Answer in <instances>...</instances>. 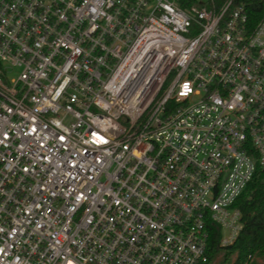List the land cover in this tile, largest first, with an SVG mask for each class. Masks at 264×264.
Returning a JSON list of instances; mask_svg holds the SVG:
<instances>
[{
    "label": "built area",
    "instance_id": "2783aa9c",
    "mask_svg": "<svg viewBox=\"0 0 264 264\" xmlns=\"http://www.w3.org/2000/svg\"><path fill=\"white\" fill-rule=\"evenodd\" d=\"M258 168L244 2L0 0V264H205Z\"/></svg>",
    "mask_w": 264,
    "mask_h": 264
},
{
    "label": "trees",
    "instance_id": "16d2710c",
    "mask_svg": "<svg viewBox=\"0 0 264 264\" xmlns=\"http://www.w3.org/2000/svg\"><path fill=\"white\" fill-rule=\"evenodd\" d=\"M218 6L223 0H212ZM244 2L249 25L264 16V0ZM241 213L242 230L227 247L218 245L220 231L214 228L208 242L205 264H264V169L258 168L234 204Z\"/></svg>",
    "mask_w": 264,
    "mask_h": 264
},
{
    "label": "rangeland",
    "instance_id": "374dc122",
    "mask_svg": "<svg viewBox=\"0 0 264 264\" xmlns=\"http://www.w3.org/2000/svg\"><path fill=\"white\" fill-rule=\"evenodd\" d=\"M210 264H213V262H212V263H210Z\"/></svg>",
    "mask_w": 264,
    "mask_h": 264
}]
</instances>
